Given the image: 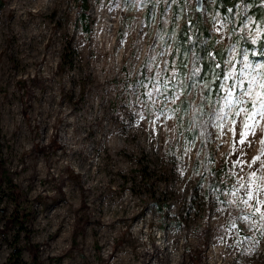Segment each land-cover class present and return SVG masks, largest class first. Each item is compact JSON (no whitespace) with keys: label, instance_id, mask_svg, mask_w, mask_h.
I'll return each instance as SVG.
<instances>
[{"label":"rangeland","instance_id":"374dc122","mask_svg":"<svg viewBox=\"0 0 264 264\" xmlns=\"http://www.w3.org/2000/svg\"><path fill=\"white\" fill-rule=\"evenodd\" d=\"M201 12L196 0H88L87 12L0 0V264H35L29 244L37 264H264V221L244 203L251 173L264 177L249 166L264 121L240 143L236 115L264 82V0ZM13 185L28 238L3 231Z\"/></svg>","mask_w":264,"mask_h":264},{"label":"snow or ice","instance_id":"6c2138e0","mask_svg":"<svg viewBox=\"0 0 264 264\" xmlns=\"http://www.w3.org/2000/svg\"><path fill=\"white\" fill-rule=\"evenodd\" d=\"M247 58V54H245V59ZM246 68L252 69L251 62L245 65ZM264 67V65H261ZM255 71V69H252ZM195 74V73H194ZM231 75V74H229ZM253 85H257L259 90L254 91ZM243 95L249 97V101L251 103V108H241L239 112L236 113L237 116L243 114L244 120L242 121L243 131L241 132V140L240 143H243L249 134L255 136L256 130L261 128V121H264V82H258L256 78H253L249 82V86L244 89ZM177 98H179L177 96ZM240 103H244L243 100ZM233 130L234 129H230ZM264 131V129H261ZM251 142L249 141V144ZM261 148L259 149V155L253 159L250 163V167L252 164L256 162H260L261 168H264V160H261V157H264V136H261L259 141ZM264 180V177L259 176L257 171H253L251 173V185L255 186L256 194L252 191L247 193V200L244 201L245 204H248L249 201L255 200L256 203L253 206L254 214H259L261 221H264V211H261V207H264V200L259 198V193L264 192V187H262L258 181ZM245 219H249V217H245Z\"/></svg>","mask_w":264,"mask_h":264},{"label":"trees","instance_id":"16d2710c","mask_svg":"<svg viewBox=\"0 0 264 264\" xmlns=\"http://www.w3.org/2000/svg\"><path fill=\"white\" fill-rule=\"evenodd\" d=\"M219 2L221 4L224 5V9L226 10L228 8V5L230 3V0H219ZM82 4L84 9L87 12L88 9V0H82ZM202 12L197 11V14L200 15ZM215 52L214 55L211 57V62H216L218 63V69L220 70L221 74H223V70H222V60H221V56L223 53L219 52V51H213ZM215 58H218V60H216ZM204 70V64L201 65V68L199 70V73L201 74ZM202 125V129L205 133L208 132V121L205 120L201 123ZM0 169H2V167H0ZM4 173L0 172V189L2 188L4 181H5V177L3 176ZM245 187H242L241 190H244ZM13 196H14V200H15V209L14 212L12 214L11 217H9L6 220L5 226H4V234H7L11 229H13L14 227H17L18 230H23L25 232V237L28 238L29 237V231H28V227L26 226V222H28L31 219V214L29 213H24L23 211L20 210V200H21V196H22V192L21 189L18 185H13ZM17 243L18 241L16 240L14 243V254L16 255H20V251L17 247ZM28 252L33 256V262L35 264H37V259H38V247L36 244H29L28 245Z\"/></svg>","mask_w":264,"mask_h":264},{"label":"water","instance_id":"95a60500","mask_svg":"<svg viewBox=\"0 0 264 264\" xmlns=\"http://www.w3.org/2000/svg\"><path fill=\"white\" fill-rule=\"evenodd\" d=\"M203 7V0H196V10L201 11Z\"/></svg>","mask_w":264,"mask_h":264}]
</instances>
